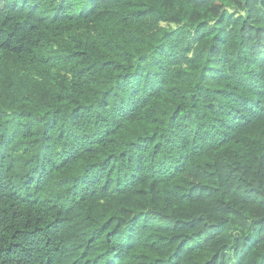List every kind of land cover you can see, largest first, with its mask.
Returning <instances> with one entry per match:
<instances>
[{"label":"trees","instance_id":"obj_1","mask_svg":"<svg viewBox=\"0 0 264 264\" xmlns=\"http://www.w3.org/2000/svg\"><path fill=\"white\" fill-rule=\"evenodd\" d=\"M264 0H0V264H264Z\"/></svg>","mask_w":264,"mask_h":264},{"label":"rangeland","instance_id":"obj_2","mask_svg":"<svg viewBox=\"0 0 264 264\" xmlns=\"http://www.w3.org/2000/svg\"><path fill=\"white\" fill-rule=\"evenodd\" d=\"M263 12V11H262ZM263 14H264V12H263Z\"/></svg>","mask_w":264,"mask_h":264}]
</instances>
